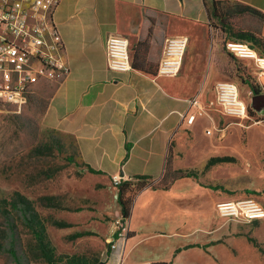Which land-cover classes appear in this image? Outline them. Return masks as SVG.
<instances>
[{
  "label": "crops",
  "instance_id": "crops-1",
  "mask_svg": "<svg viewBox=\"0 0 264 264\" xmlns=\"http://www.w3.org/2000/svg\"><path fill=\"white\" fill-rule=\"evenodd\" d=\"M213 1L255 11V32L264 37V0H61L55 11L70 73L29 97L40 123L73 142L86 175L102 177L117 200L115 178L157 182L168 164L197 173L169 189L140 192L129 236L105 264H243L238 255L256 247L222 220L216 205L246 196L264 203V73L244 60L261 90L256 96L234 80L236 65L209 26L205 4ZM110 37L128 40L130 70L109 69ZM184 38L180 74H159L168 40ZM224 81L246 89L242 100L258 122L227 118L212 105ZM194 97L203 114L188 125L181 115L198 109Z\"/></svg>",
  "mask_w": 264,
  "mask_h": 264
},
{
  "label": "rangeland",
  "instance_id": "rangeland-1",
  "mask_svg": "<svg viewBox=\"0 0 264 264\" xmlns=\"http://www.w3.org/2000/svg\"><path fill=\"white\" fill-rule=\"evenodd\" d=\"M222 7L235 15L223 24L210 16L209 26L219 34L223 50L236 65L234 80L243 84L251 79L244 60H252L262 71L253 59L231 52L227 41L247 45L264 57L259 43L249 38L264 40L255 32L260 19L239 4ZM197 35L200 41L201 34ZM245 90L239 88L241 99H246ZM249 110L248 106L251 119L244 121L258 122ZM75 156L74 143L43 126L30 103L20 109L0 100V264H51L49 258L53 264H105L111 241L122 229L120 205L115 191L103 185L102 177L86 175L87 169ZM133 182L136 187L129 195L135 200L138 188L147 181ZM240 200H254L264 209L255 196L228 201ZM218 205L216 213L225 223L233 225L252 246L250 239L256 240L264 250V219L229 218ZM237 259L243 264H264V253L253 246Z\"/></svg>",
  "mask_w": 264,
  "mask_h": 264
},
{
  "label": "built area",
  "instance_id": "built-area-1",
  "mask_svg": "<svg viewBox=\"0 0 264 264\" xmlns=\"http://www.w3.org/2000/svg\"><path fill=\"white\" fill-rule=\"evenodd\" d=\"M60 2L61 0H0L1 101L21 109L28 103L36 87L57 82L70 73L65 60L64 40L54 19ZM186 44L185 38L168 40L159 74L169 77L179 75ZM227 48L244 58L250 55L248 52L256 53L247 45L231 41H227ZM106 51L110 70L125 72L131 69L126 38H108ZM256 56L253 60L264 73V57L258 54ZM215 92L216 98L212 105H216L224 116L239 120L251 119L248 106L241 99L239 87L234 82L218 83ZM190 103L198 109L187 111L181 117L188 125H193L203 112L198 97L192 98ZM115 181L116 184L121 183L118 178ZM218 206L221 214L229 218L249 222L264 219L263 207L254 200L226 201ZM126 224L122 223V229L111 241V252L117 251L126 240Z\"/></svg>",
  "mask_w": 264,
  "mask_h": 264
},
{
  "label": "trees",
  "instance_id": "trees-1",
  "mask_svg": "<svg viewBox=\"0 0 264 264\" xmlns=\"http://www.w3.org/2000/svg\"><path fill=\"white\" fill-rule=\"evenodd\" d=\"M206 3V2H205ZM224 4H229L226 2H220V1H213L212 2V7L209 8L207 3L206 5V11L208 13V16L210 17H216L217 19L220 20V23H225V18L228 17H232L233 15H235L234 12H228L227 10L225 11V9L222 7ZM245 7V6H244ZM247 10H250L252 13L256 14L255 11L251 10L248 7H245ZM251 39L252 42H257L260 45V50L262 52V54L264 55V40H262V42H258L257 39L255 37H249ZM244 84L248 85L250 87V89L252 90L253 94L259 95L261 90L259 88V86L255 83V81L251 78L250 80H246L244 82ZM251 114H253V112L251 110H249ZM89 171L92 173H98L95 170H93L92 168H89ZM184 177H194L197 178V173L195 171L192 170H178V171H174L171 167V165L168 164L167 168H166V172L165 175L163 176V178L157 182L151 181L149 178L146 177H141L138 178L139 181H147L144 185H141L138 188V192H141L142 190L146 189V188H153V189H169L173 182L176 179L179 178H184ZM118 203L121 207V212H122V223H127L131 217V211H132V206L134 204V199L130 198L129 193H131V189H133L134 187H136V185L134 184L133 181H123L120 184H118ZM215 189L219 190L220 188L215 187ZM129 236V234L127 235V237ZM250 241L257 247L260 249L261 252L264 253V250L260 247V245L256 242V240L254 239H250ZM49 262L51 264H53L52 260L49 258Z\"/></svg>",
  "mask_w": 264,
  "mask_h": 264
},
{
  "label": "bare ground",
  "instance_id": "bare-ground-1",
  "mask_svg": "<svg viewBox=\"0 0 264 264\" xmlns=\"http://www.w3.org/2000/svg\"><path fill=\"white\" fill-rule=\"evenodd\" d=\"M241 53H247V52H241ZM248 54H250V55H247L246 58L253 59L254 57H257L256 56L257 54L255 52H248ZM242 56H244V55H242Z\"/></svg>",
  "mask_w": 264,
  "mask_h": 264
}]
</instances>
